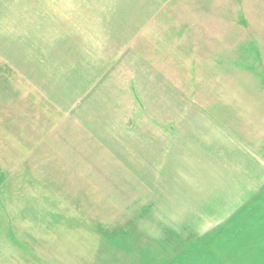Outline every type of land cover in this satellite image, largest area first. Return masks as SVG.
I'll return each instance as SVG.
<instances>
[{"label":"crops","instance_id":"1","mask_svg":"<svg viewBox=\"0 0 264 264\" xmlns=\"http://www.w3.org/2000/svg\"><path fill=\"white\" fill-rule=\"evenodd\" d=\"M169 2L0 0V172L98 224L115 211L152 251L138 264H189L203 240L201 264H233L259 239L244 229L264 206V116L233 121L243 109L204 105L191 65L172 69L157 41Z\"/></svg>","mask_w":264,"mask_h":264},{"label":"rangeland","instance_id":"2","mask_svg":"<svg viewBox=\"0 0 264 264\" xmlns=\"http://www.w3.org/2000/svg\"><path fill=\"white\" fill-rule=\"evenodd\" d=\"M162 12L157 41L181 62L172 69L187 74L191 65V89L196 97L208 107L231 103L243 109L244 115H232L233 121L246 122L245 116L252 114L256 122H262L264 0H171ZM214 57L224 66L210 67ZM263 144L254 146L261 155ZM21 181L7 179L0 172V264H138L135 256L145 258L152 252L137 241L140 228L118 225L121 220L115 211L103 212L106 218L98 224L85 219V211L70 212L62 204L53 206L23 194L28 185ZM251 216L254 225L244 232L250 230L245 234L259 239L238 247L234 256L241 259L233 264H264V206ZM157 229L166 231V227ZM220 241L233 242L222 237ZM209 247L205 240L191 243L184 256L189 264L213 263ZM224 253L219 252L217 260L228 263L221 257Z\"/></svg>","mask_w":264,"mask_h":264}]
</instances>
